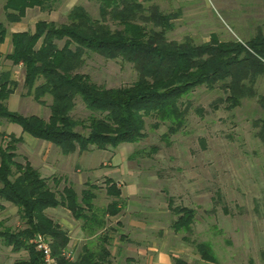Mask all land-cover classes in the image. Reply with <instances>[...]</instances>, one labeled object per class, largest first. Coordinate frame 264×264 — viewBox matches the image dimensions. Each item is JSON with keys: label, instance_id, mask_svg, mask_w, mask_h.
Listing matches in <instances>:
<instances>
[{"label": "trees", "instance_id": "1", "mask_svg": "<svg viewBox=\"0 0 264 264\" xmlns=\"http://www.w3.org/2000/svg\"><path fill=\"white\" fill-rule=\"evenodd\" d=\"M153 2L100 0L101 19H93L83 7L76 6L67 23L40 20L34 31L11 34L12 50L6 55L0 53V61L24 67L25 96L41 107L48 105L47 97L51 98L50 116L9 111L7 102L19 83L12 78V72L4 71L0 74V123L17 125L23 134L71 156L138 144L147 138V119L156 121L154 130L168 125L163 139L169 141L187 125L189 108L184 99L202 87H218L225 94L220 102L229 111L254 98L264 110V95L255 91L259 78L264 76L262 31L247 42L221 41L216 34L200 45L191 39L170 41L167 36L175 30L180 13H164ZM55 3L56 0H6L5 20L9 25L21 23L29 10L52 12ZM7 24L0 21V46L9 37ZM91 55L132 64L138 80L119 88L94 83L82 73ZM79 101L89 112L87 119L73 117ZM256 125L260 128L258 137L264 142V120ZM0 140V212L6 210L4 204L17 208L21 223L20 228L14 229L6 226L0 216V239L14 253H28V258L15 264H43L32 244L37 234L49 239L58 264H112L106 247L112 242L108 234L100 238V249L86 246L75 260L64 257L71 242L68 231L46 212L64 208L82 222V231L88 237H100L102 231L108 230V219L117 218L125 209L117 182L105 179L106 194L112 200L105 208H99L95 203L98 186L88 182L80 194L67 181L60 188L62 178H45L27 158L18 161L23 136L0 133ZM169 211L176 218L172 230L191 234L196 210L175 206L170 199ZM184 239L201 261L219 263L211 243ZM173 262L192 264L182 258H174Z\"/></svg>", "mask_w": 264, "mask_h": 264}, {"label": "rangeland", "instance_id": "2", "mask_svg": "<svg viewBox=\"0 0 264 264\" xmlns=\"http://www.w3.org/2000/svg\"><path fill=\"white\" fill-rule=\"evenodd\" d=\"M5 2L0 0V21L7 24L3 11ZM153 3L164 13H180L175 30L167 36L170 41L191 39L200 45L216 34L221 41L247 42L259 31L264 33V0H154ZM76 6L83 7L93 19H101L100 0H56L52 12L38 8L29 10L19 28L33 30L40 20L67 23L70 11ZM7 26L10 36L11 25ZM1 65L6 67V61L1 60ZM13 69L21 75L18 67ZM82 73L107 88L129 86L138 80L132 64L97 55L87 58ZM255 91L257 95H264V76L259 78ZM20 92L22 98H28L24 88H20ZM221 98H225V94L218 87L214 90L202 87L192 92L183 101L189 108L187 125L169 141L163 139L168 125L154 130L152 125L156 121L147 119V138L142 142L88 152L80 159L87 175L82 185H73L74 189L81 191L86 180L98 186L96 202L102 208L112 200L107 197L105 179L113 178L122 188V202H148L149 213L141 214L137 206H131L125 208L119 218L131 216L132 219L141 214L148 219L166 220L168 215H154L152 210H159L157 202L172 199L175 206L196 210L197 216L192 233L176 234L171 230V242L188 245L194 251L185 237L195 242H209L218 264H264V142L258 137L260 128L256 125L264 120V110L258 98H254L244 100L239 108L229 111L227 105L220 102ZM46 100L50 105L51 98ZM24 101L26 104L23 103L19 113L50 116L48 105L41 107L32 98ZM80 101L73 117L87 119L89 112ZM55 149L51 150L52 155ZM26 153V147L20 145L19 162H24ZM53 157H57L56 153ZM170 216L175 219L171 213ZM124 218L122 222L127 224L130 219ZM117 219L111 221L110 230L116 237L122 230L115 223ZM8 220L6 226L20 228L16 213ZM25 258H28L27 252L17 254V260Z\"/></svg>", "mask_w": 264, "mask_h": 264}, {"label": "crops", "instance_id": "3", "mask_svg": "<svg viewBox=\"0 0 264 264\" xmlns=\"http://www.w3.org/2000/svg\"><path fill=\"white\" fill-rule=\"evenodd\" d=\"M21 23L11 25L10 36L6 39V42L0 46V53L2 55H6L12 50L11 34L34 31L37 22L35 23L33 30L19 28ZM12 67L14 68L13 63L6 61V67H2V65L0 66V74L4 71H10L13 73L12 78L19 83L18 90L7 102L9 111L19 113L23 108V103L26 104L24 100L29 99L22 98V93L20 92V88H24L25 69L23 66H18L21 72V75L19 76L18 73L13 72L14 69ZM16 126L17 125L2 121L0 123V133L6 134L7 136L11 134H15L19 137L23 136L24 143L21 145L26 147L28 152L25 157L35 169L40 171L43 177L62 178L63 186L66 184V181L68 184L72 185L75 183H81L82 179L86 177V167L84 162H80V159L84 158L88 152L83 154L76 153L71 156H61L60 152L51 146V144L42 141L41 143L36 142L37 139L34 140L31 136L23 134L22 129L20 127L18 129V126ZM38 148L39 150L35 152V149ZM52 149H55L54 154L56 153L57 157H53L54 154L52 155L50 153ZM74 159H76L75 162H73ZM104 166H106V163H104ZM92 169H96V167H92ZM86 183H88V180L83 183L84 185L82 186L81 191L76 190L79 194L84 190ZM95 203L97 205L98 202ZM110 203L111 202H106L105 207ZM4 205L6 206V210L3 211V215L0 216L1 220L6 223L7 221H10L8 219L10 216H13L14 213L18 216V209L8 204ZM131 206H137L141 214H146L150 211L147 209L148 202H124L125 208ZM157 206L159 207V210H152L153 214H160L163 216L168 215V218L166 219L167 221L162 218L148 219L147 216H141V214H138L133 216L132 219L131 216H126L125 218L130 220L127 224H124L122 222L124 217L119 218L118 216L115 223H118L122 228V230L116 233L119 237L110 234V230H112L113 227L112 222L115 218L108 219V230L102 231L99 234L100 237H88L82 231V222L76 221L66 209H49L46 213L49 217L56 220L62 228L68 231L71 240L69 249H72L75 252L76 258L86 246H91L95 250L100 249L103 241H101L100 238L103 239L108 234L112 238V242L110 245L106 244V247L111 253L110 261L112 264H174V258H182L192 264H195V262H203L200 260L196 252L188 245L171 242L173 239L171 225L176 218H173V220L171 219L169 202H157ZM16 261L17 253H14L11 248L6 247L0 239V264H15Z\"/></svg>", "mask_w": 264, "mask_h": 264}, {"label": "built area", "instance_id": "4", "mask_svg": "<svg viewBox=\"0 0 264 264\" xmlns=\"http://www.w3.org/2000/svg\"><path fill=\"white\" fill-rule=\"evenodd\" d=\"M35 250L41 254L43 264H58L57 258L53 254L52 246L49 239L43 234H37L32 240ZM63 256L73 261L76 259L75 252L72 249H66Z\"/></svg>", "mask_w": 264, "mask_h": 264}]
</instances>
